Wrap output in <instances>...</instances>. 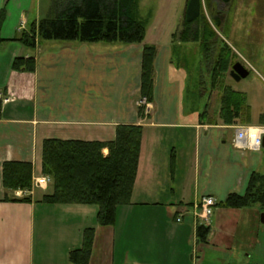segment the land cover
<instances>
[{
	"label": "crops",
	"instance_id": "1",
	"mask_svg": "<svg viewBox=\"0 0 264 264\" xmlns=\"http://www.w3.org/2000/svg\"><path fill=\"white\" fill-rule=\"evenodd\" d=\"M3 9L0 264H71L70 253L82 247L91 228L89 264H184L177 245L183 258L191 245L197 264H264V212L257 204L222 206L230 193H246L253 173L264 175V147L235 144L237 128L264 127V108L251 102L248 89H239L240 82L233 86L247 96L243 117L241 111L239 117L224 116L221 95L215 106L208 99L203 111L189 108L187 116V74L173 62L174 38L158 35L148 43L146 35L136 44L43 41L30 49L14 39L39 22L47 12L43 3L0 0V13ZM146 45L156 46L157 54L153 101L143 118L139 102ZM21 57L35 58L34 72L13 69ZM132 124L143 127L137 177L131 204L118 207L114 225L98 224L97 205L44 203L48 189L21 194L5 189V162L32 163L33 179L43 175L45 140L109 142L118 126ZM205 197L216 205L210 219L202 221L197 214ZM200 225L210 228L207 243L197 239Z\"/></svg>",
	"mask_w": 264,
	"mask_h": 264
},
{
	"label": "trees",
	"instance_id": "2",
	"mask_svg": "<svg viewBox=\"0 0 264 264\" xmlns=\"http://www.w3.org/2000/svg\"><path fill=\"white\" fill-rule=\"evenodd\" d=\"M141 0H51L50 7L37 24L24 30L14 40L27 48L36 49L43 41L70 42H119L142 43L146 38L147 19L140 13ZM229 3L231 0H219ZM6 11L0 13V46L5 40L1 29ZM217 25L219 21L217 19ZM202 28V29H201ZM215 30L208 24L202 0H186L181 29L173 35L175 42H199L202 54L208 57L215 38ZM157 48L146 45L143 51L141 96L153 101L154 60ZM228 60V59H226ZM226 60H224L226 62ZM223 63V70H225ZM13 69L34 72V57L17 58ZM214 73L213 78H216ZM216 80V79H215ZM212 80L213 87L221 94V112L224 116L242 117L247 108L246 93L230 84ZM0 100V107H1ZM139 115L145 117V107H139ZM143 127L120 125L116 138L109 142L69 141L48 139L43 146V174L53 180L51 190L44 194L42 202L49 204L97 205V222L112 226L116 222L119 206L131 204L135 185ZM108 149V154L104 150ZM33 165L29 162L10 161L3 165L5 189L19 191L31 189ZM8 199V198H6ZM30 201L29 197L22 198ZM258 204L264 212V175L253 173L245 194L230 193L222 206L241 209ZM210 228L197 227L199 243H207ZM95 229L84 232L83 244L70 253L71 264H89L93 252Z\"/></svg>",
	"mask_w": 264,
	"mask_h": 264
},
{
	"label": "rangeland",
	"instance_id": "3",
	"mask_svg": "<svg viewBox=\"0 0 264 264\" xmlns=\"http://www.w3.org/2000/svg\"><path fill=\"white\" fill-rule=\"evenodd\" d=\"M40 1L45 9L50 7L51 0ZM202 2L204 16L216 32L214 46L208 57L202 54L199 42L175 44L173 62L179 64L187 74L183 104L185 113L188 112L187 116H190L189 108L197 107L203 111L208 99L210 106H215L221 94L213 87V79L219 80L218 82L223 85L230 84L237 88V82L230 76V72L238 62L250 71L249 76L240 81L239 89H248L251 102L258 103L264 108V0H231L229 3L202 0ZM185 4L186 0L140 1L141 16L147 19L148 43L158 35L167 40L173 38L181 29ZM214 73H217L216 78H213ZM51 187L52 185L50 189H36L51 190ZM179 248L177 245L176 253L180 256V261L185 262L184 264H197L195 256L194 260L192 259L194 252L191 245L188 246L184 258Z\"/></svg>",
	"mask_w": 264,
	"mask_h": 264
},
{
	"label": "built area",
	"instance_id": "4",
	"mask_svg": "<svg viewBox=\"0 0 264 264\" xmlns=\"http://www.w3.org/2000/svg\"><path fill=\"white\" fill-rule=\"evenodd\" d=\"M2 95H0L1 97ZM5 101H8L6 99ZM140 106H145L146 110L150 109V104L145 100H141L139 102ZM263 137H264V127H252V126H243L237 128L236 130V140L235 144L238 146H243L247 149L252 150H260L263 145ZM52 183V178L47 175L39 176L33 179L32 187L30 190H23L24 192H32L35 188H46ZM22 193V190H19V194ZM216 205V201L212 197H205L203 198L202 202L200 203L199 207L201 211L198 213V217L202 221H207L210 219L211 215L213 214L214 207ZM182 220L181 217L177 218V221L180 222Z\"/></svg>",
	"mask_w": 264,
	"mask_h": 264
},
{
	"label": "water",
	"instance_id": "5",
	"mask_svg": "<svg viewBox=\"0 0 264 264\" xmlns=\"http://www.w3.org/2000/svg\"><path fill=\"white\" fill-rule=\"evenodd\" d=\"M249 74L250 71L240 62L236 63L230 72V76L236 82H240L241 80L247 78ZM263 147H264V137H263ZM261 222L264 224V213H262L261 215Z\"/></svg>",
	"mask_w": 264,
	"mask_h": 264
}]
</instances>
